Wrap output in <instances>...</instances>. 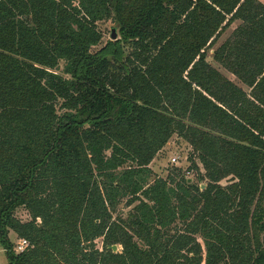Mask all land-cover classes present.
<instances>
[{
    "label": "trees",
    "instance_id": "trees-1",
    "mask_svg": "<svg viewBox=\"0 0 264 264\" xmlns=\"http://www.w3.org/2000/svg\"><path fill=\"white\" fill-rule=\"evenodd\" d=\"M174 136L200 184L152 180ZM0 246L8 264H264V3L0 0Z\"/></svg>",
    "mask_w": 264,
    "mask_h": 264
},
{
    "label": "rangeland",
    "instance_id": "rangeland-1",
    "mask_svg": "<svg viewBox=\"0 0 264 264\" xmlns=\"http://www.w3.org/2000/svg\"><path fill=\"white\" fill-rule=\"evenodd\" d=\"M259 1L264 3V0H259ZM238 25H239V23H236L232 28L227 30L222 35V37L220 38L219 42L217 43L215 49L220 47L226 41V39L232 34L233 30ZM98 27L104 36L103 43L101 45V46H104L106 43L111 41L112 30L116 27V25L114 23H112V21L109 20V21L101 22L98 25ZM116 30H117L118 37L120 38V33H119L118 29H116ZM126 48L128 49L129 47L126 46ZM96 49H98V48H96ZM214 50L209 52V55H208L209 63L213 67H215L217 70H219L225 77H227L228 79L233 81L238 86L246 89V87L243 86L235 76H233L231 73H229L226 69H224L221 65H219L214 60ZM62 68H63V63H61V65H60L59 72L62 71ZM191 153H192V151H191V147L189 146V144L186 143L180 137L174 136L170 140L168 145L164 148V150L152 162V164L150 166L153 170L152 180L157 179V178L166 179V178H168V176H170V174L176 173L179 175V177H178L179 179L181 177H185L190 182H192L193 184H200V175L202 173H204V170L198 161H197V164L199 166L198 167L199 169L193 168L192 161L190 159ZM173 159H176L177 161L173 162ZM202 184L205 185L204 183H202ZM201 188H202V186H201ZM126 203H127V200H124L122 202V204L120 205V207L118 209L117 215H120L123 217L127 216L128 212L131 210V208L127 207ZM18 217L24 222L30 220V216L25 211L19 212ZM10 238L13 241L14 246H16L20 241L18 239V237L16 236V234H14L13 232H11ZM102 246H103L102 239H100L97 241V247L101 249ZM121 250H122V248L119 247V251H121ZM0 264H8L6 253L1 246H0Z\"/></svg>",
    "mask_w": 264,
    "mask_h": 264
},
{
    "label": "built area",
    "instance_id": "built-area-1",
    "mask_svg": "<svg viewBox=\"0 0 264 264\" xmlns=\"http://www.w3.org/2000/svg\"><path fill=\"white\" fill-rule=\"evenodd\" d=\"M176 159H173V162H176ZM29 246V242L25 239L20 240L19 243L14 247L17 253H22Z\"/></svg>",
    "mask_w": 264,
    "mask_h": 264
},
{
    "label": "water",
    "instance_id": "water-1",
    "mask_svg": "<svg viewBox=\"0 0 264 264\" xmlns=\"http://www.w3.org/2000/svg\"><path fill=\"white\" fill-rule=\"evenodd\" d=\"M117 39H118L117 30L114 28L112 30L111 40L116 41ZM204 189H205V185H202V190ZM108 248L111 249L114 253H117L119 250V247L117 245L109 246Z\"/></svg>",
    "mask_w": 264,
    "mask_h": 264
}]
</instances>
